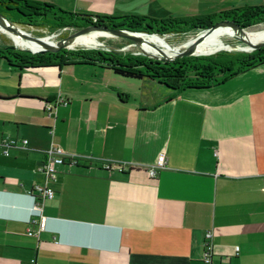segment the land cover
Returning <instances> with one entry per match:
<instances>
[{
	"label": "crops",
	"instance_id": "obj_1",
	"mask_svg": "<svg viewBox=\"0 0 264 264\" xmlns=\"http://www.w3.org/2000/svg\"><path fill=\"white\" fill-rule=\"evenodd\" d=\"M31 1L153 19L264 2ZM10 64L0 56V75L16 79L0 82V144L29 143L9 155L0 145V264H204L207 233L215 264H264V64L181 92L99 61ZM49 102L57 104L52 116ZM52 145L77 163L57 168L54 197L40 201L39 168ZM163 152L166 167L152 178L148 169ZM38 207L46 230L29 235L39 229Z\"/></svg>",
	"mask_w": 264,
	"mask_h": 264
},
{
	"label": "rangeland",
	"instance_id": "obj_2",
	"mask_svg": "<svg viewBox=\"0 0 264 264\" xmlns=\"http://www.w3.org/2000/svg\"><path fill=\"white\" fill-rule=\"evenodd\" d=\"M243 8L247 10V13L244 15V17L240 18L238 21H240L239 28H241L245 33H240V35L246 36L248 32H256V31L264 30V21L259 20L257 15L258 13L263 11L264 2L257 5L246 6ZM234 10L236 9L228 10L226 11L225 14L228 15L232 14ZM254 14H256L255 17ZM82 16H84L89 23L94 24L98 28H107L106 22L101 19L102 16H95V15H82ZM6 17L9 21L14 22L19 28H21V30H23L28 36H31L35 39H41L44 41H46L45 38H51L49 39V41H47L50 44H56L58 42L64 41L69 36H72L79 30L70 25L56 28L55 25L52 24L53 16L51 14L48 15V21L45 22L44 25H33V26L26 25L24 23L25 21H20L21 23L15 22V20L17 19L15 15L8 14ZM216 18L218 17L215 16L212 19H209L207 17L156 19L159 22H161L162 20V21L172 22L175 24L187 23L189 25L184 26V29H180L181 31L187 30L181 33L171 31L164 33L163 35L156 34L158 37L155 35H146V34H143L142 36L148 41L147 42L148 44H150L157 50L159 49L174 50L177 47H182L184 44H188L190 41L194 40L195 38L205 36L207 34V31L209 30L206 26H210L211 21H214V23L211 24L212 26L216 25L217 23L228 21V20H215ZM40 23L41 22H39L38 24ZM91 24L89 26H91ZM226 27L228 26H220L219 27L220 30L218 32H214L215 30L213 31L212 38L217 41V45L216 43L214 44L209 42L207 43L202 42L200 44H197L192 50V55L190 56L201 57V56H209L217 53H226V52L254 55V52H256L257 50H264V46L256 49V47L260 43L264 42L263 40L264 36L258 37L262 41L259 42L251 41V44H248L246 42L237 39L236 32L231 27L230 28L232 29V31L235 32V34L233 36L227 34ZM13 45H15V42L6 33L0 32V56L6 57L7 55L4 54L5 51L8 48L11 49V46ZM40 46L41 48L39 50L44 49L42 45ZM143 46H139L134 42H132L130 39L122 36L114 35L106 31H96L89 34L80 35L74 38L70 42L65 43L64 47L60 48L58 51H53L52 55L51 54L46 55V53L48 54L50 51H46L45 53L34 52V51H30L29 49H25L18 46L16 49H11V50L21 52L27 55V57L22 58V65L45 64L48 63L49 60H52V63L67 65V63L74 61L72 57L73 53L80 51L83 52L85 50H94L95 52H100L98 53L99 55L96 58V60L93 61H98L99 59V62L107 63L111 67H113L114 65L118 67L131 66V68H133L131 70L137 73H141V70H143L142 72L145 73L144 68L147 65V63L150 62V68H151L149 69L150 75L147 73L148 75H145L144 77H146L148 80L154 82L156 85L159 86H165L166 83H173L175 81H179V79H177V77L179 76L186 78L189 77L192 73H199L197 67H193V70L190 67L178 68L174 65L167 64L166 63L167 61H163L161 59H154L153 57H148L146 56L145 51L149 52V54L152 56L158 57L160 55L155 54L153 49H151L149 46L147 45H143ZM229 46L231 47L230 50H228ZM109 54H112L114 55V57L117 58H113L112 60H110L111 56H109ZM146 58L158 62L149 61ZM8 60L11 61L12 59L8 58ZM190 69L192 71H190ZM218 76L223 77V73ZM12 80H15L16 82V79H9L8 76L0 75V82L9 83V82H13Z\"/></svg>",
	"mask_w": 264,
	"mask_h": 264
},
{
	"label": "trees",
	"instance_id": "obj_3",
	"mask_svg": "<svg viewBox=\"0 0 264 264\" xmlns=\"http://www.w3.org/2000/svg\"><path fill=\"white\" fill-rule=\"evenodd\" d=\"M226 11L220 12L216 16L215 20H228L227 22L233 23L239 26L240 18L244 17L247 13L245 8H237L232 12V14H225ZM0 14L3 16H7L8 14L15 15L17 18L15 22L25 21L26 25H44L45 22L48 21V15L51 14L53 16V25L56 28L64 27V26H72L79 30L85 29L89 27L91 23L85 19L84 16L74 14L71 12H67L62 10L60 7L45 3V2H36L31 0H0ZM256 14H254L255 17ZM258 19L264 21V8L263 11L258 13ZM215 16L207 17L212 19ZM7 18V17H6ZM103 21L106 22L107 28L109 29H122L127 30L135 33H145L148 35H163L167 32H177L181 33L187 30H180L184 29V26H188L187 23H172L167 21L159 22L156 19L150 17H141V16H134V15H127V16H102L101 18ZM257 21V20H256ZM41 22L40 24H38ZM214 21L210 22V26H206L207 28L212 27ZM209 25V24H207ZM91 26H95L91 24ZM78 30V31H79ZM232 30V29H231ZM158 37V36H157ZM160 38V37H159ZM223 45V44H221ZM12 49V48H11ZM8 48L5 51L6 57L12 59L10 65H14L17 68H34V67H42V66H50V65H58L52 63V60H49L48 63L45 64H31V65H22V58L27 57L26 54L21 52L12 51ZM231 47H228L230 50ZM58 51V50H57ZM98 53L94 50H85L80 52H75L72 54L74 61H93L96 60L98 57ZM53 54V51H50L46 55ZM110 60L114 57V55L109 54ZM148 59V58H146ZM176 60L167 61V64L174 65L178 68H191L197 67L199 73H192L189 77H177L179 81H175L173 83H166V87L175 90L176 92H181L186 89H200V88H208L213 85H218L224 82L226 79L232 78L242 72L250 70L256 66L264 64V50H257L254 52V55H248L244 53H217L209 56H201V57H178L175 58ZM149 61L158 62L155 60L148 59ZM99 61V59H98ZM173 62V63H172ZM116 64V63H115ZM115 73L122 75L124 77L129 78H137L141 79L145 75L150 73V62L147 63L144 70L145 73H137L133 72L131 66L127 67H112ZM190 69V71H192ZM196 69V68H195ZM148 73V74H147ZM223 73V77L218 76ZM150 75V74H149ZM181 79V80H180Z\"/></svg>",
	"mask_w": 264,
	"mask_h": 264
},
{
	"label": "built area",
	"instance_id": "obj_4",
	"mask_svg": "<svg viewBox=\"0 0 264 264\" xmlns=\"http://www.w3.org/2000/svg\"><path fill=\"white\" fill-rule=\"evenodd\" d=\"M56 102H49L46 106V110L49 113V116L53 115V111L56 108ZM29 143L26 139H18V138H11L7 137L2 140L1 147L3 148L4 154L9 155V150L12 147L17 146H27ZM45 161L40 166L39 170L46 176V182L44 185H37L35 187V198L39 199L40 201H45L46 199H52L55 195V191L52 187H50L49 183L54 182L57 179L58 171L57 168L61 165L66 163L75 164L77 160L72 155L66 154L60 147L52 145L45 153ZM167 164V157L166 154L160 153L157 157L156 162L151 165L148 169L149 175L152 178H155L159 171L166 167ZM35 217L42 216V207L37 208V214ZM30 222L36 223V219L31 218ZM39 229L38 232L34 233L32 231L29 232V235H38L40 232L46 230V221L42 217L38 223ZM211 238L212 234L207 233L205 238V253L203 262L204 264H215L213 260V246L211 245ZM238 250V248H237ZM31 264H39L36 259L31 260Z\"/></svg>",
	"mask_w": 264,
	"mask_h": 264
},
{
	"label": "water",
	"instance_id": "obj_5",
	"mask_svg": "<svg viewBox=\"0 0 264 264\" xmlns=\"http://www.w3.org/2000/svg\"><path fill=\"white\" fill-rule=\"evenodd\" d=\"M0 26H2L3 28H5L6 30L12 32L13 34L23 38V39H28L30 41H35L37 43H39L40 45H42L44 47V49L38 50V51H34V52H41V53H45L46 51H57L60 48L64 47L65 43L70 42L71 40H73L74 38L80 36V35H85V34H89L92 32H96V31H106L109 32L111 34L114 35H118V36H122L125 38L130 39L132 42H134L135 44L139 45V46H143L144 43H147L148 41L143 38V34L145 33H135V32H131V31H127V30H122V29H109V28H98L96 26H89L85 29L79 30L78 32H76L75 34H73L72 36H69L67 39H65L64 41L58 42L56 44H50L47 41L41 40V39H35L31 36H28L23 30H21V28H19L14 22L9 21L5 16L0 14ZM220 26H228L234 29V31L236 32V38L246 42L248 44H251V41L248 40V36L246 34V36H241L240 33H245L241 28H239L238 25L233 24V23H229V22H222V23H217L216 25L208 28L209 30L207 31V34L203 37H199V38H195L194 40L190 41L184 48H180L174 55H169L167 54L164 50L159 49L158 53L160 56H152L149 54V52L145 51L146 56L148 57H153L154 59H161L163 61H172L175 58L178 57H186V56H190L192 55V50L194 49V47L197 44H200L202 42L205 41V39L217 28H219ZM148 35V34H146ZM264 46V42L260 43L256 49L260 48ZM13 49L17 48V45L15 43V45L12 46ZM32 51V50H30Z\"/></svg>",
	"mask_w": 264,
	"mask_h": 264
},
{
	"label": "bare ground",
	"instance_id": "obj_6",
	"mask_svg": "<svg viewBox=\"0 0 264 264\" xmlns=\"http://www.w3.org/2000/svg\"><path fill=\"white\" fill-rule=\"evenodd\" d=\"M2 29H3V27L2 26H0V32H2ZM220 30V28H218V29H216L214 32H218ZM8 31V30H7ZM223 31V30H222ZM9 33H10V35L13 37V39H14V42L17 44L18 43V41L20 42L19 43V47H22V48H25V49H27V47H28V49L29 50H32V51H38L40 48H41V46L39 45V44H37L35 41H30V40H27V39H23V38H21V37H19L18 36V38L16 37V35L15 34H13L12 32H10V31H8ZM226 32H227V34H230V35H234L235 34V32L234 31H232L231 30V28L230 27H226ZM223 33V32H222ZM9 35V34H8ZM212 35H213V32L205 39V41L204 42H209V43H216V45H217V41L215 40V39H213L212 38ZM247 38H248V40L249 41H253V42H259V41H262L260 38H258V37H262V36H264V30H262V31H256V32H248L247 33ZM80 38V37H79ZM49 39H51V38H45V40L46 41H49ZM264 40V39H263ZM78 43V42H77ZM84 44V43H83ZM91 44V43H90ZM93 45V44H92ZM143 45H147V46H149L151 49H153V51H154V53L155 54H159L158 52V50L156 49V48H154L153 46H151L150 44H148V43H144ZM187 44H184L182 47H177V48H175L174 50H164L167 54H169V55H174L180 48H184L185 46H186ZM143 48H144V46H143Z\"/></svg>",
	"mask_w": 264,
	"mask_h": 264
}]
</instances>
